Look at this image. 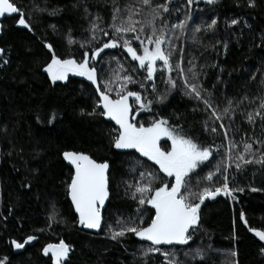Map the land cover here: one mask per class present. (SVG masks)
<instances>
[{"label": "trees", "instance_id": "16d2710c", "mask_svg": "<svg viewBox=\"0 0 264 264\" xmlns=\"http://www.w3.org/2000/svg\"><path fill=\"white\" fill-rule=\"evenodd\" d=\"M14 2L25 12L31 29L18 25V16L2 21L0 47L7 64L0 67V261L53 264L43 249L64 240L71 249L64 264H168L169 260L176 264H264V241L252 231L264 230V162H256L264 160V109L260 108L264 101V0H254V6L248 0H152V8L166 2L169 8L154 26L157 35L163 29L162 48L171 53L173 70L157 62L150 81L147 69L132 60L122 43L103 49L89 62L97 70L101 91L110 82V95L117 98V76H130L133 82H125L126 90L139 92L145 104L152 102L141 109L129 97L133 114L139 109L134 123L149 125L163 118L168 127L210 149L209 159L189 174L187 191L214 190L227 175L232 195L206 197L188 243L165 247L131 232L116 239L112 233L123 227H146L151 221L155 210L139 203L138 181L149 183L147 174L151 173L153 190L174 181L137 150L114 147L118 128L100 114L103 110L91 81L70 73L66 80L53 83L44 71L53 52L79 62L85 52L91 54L113 38L109 25L114 0ZM138 2L115 0L121 15H126V6ZM150 13V8L142 6L140 15L134 17L144 23L141 39L152 32ZM97 16L100 19L94 21ZM213 19L216 24L209 28ZM233 19L238 21L234 25ZM180 21H184L183 28L172 27ZM93 22L108 35L96 30L93 39ZM134 35L127 33L124 38L141 54ZM169 76L174 87L168 83ZM190 84L197 86L201 98L188 94ZM213 109L221 119L212 117ZM161 143L168 145L169 140ZM245 144L251 145L250 152H245ZM67 150L109 163L110 197L99 233L85 231L78 224L68 200L72 169L62 160ZM241 154L252 162L238 161ZM209 172L215 173L211 182L203 179ZM194 202L199 201L194 198ZM29 236L35 237L32 244L25 243ZM13 241L24 247L16 248ZM166 252L171 254L167 258Z\"/></svg>", "mask_w": 264, "mask_h": 264}, {"label": "snow or ice", "instance_id": "6c2138e0", "mask_svg": "<svg viewBox=\"0 0 264 264\" xmlns=\"http://www.w3.org/2000/svg\"><path fill=\"white\" fill-rule=\"evenodd\" d=\"M214 0H208V3H213ZM250 6H254V0H248ZM191 3V0H189ZM147 7L151 9L150 19L148 24L152 27L151 34L147 35L145 39H141L140 32L144 31L143 21L136 20L134 17L140 15L141 8ZM39 11L38 5H33ZM87 11V9H86ZM169 8L167 2L164 4H158L155 8H152V0H139L138 4L133 6H126V15H121V9L116 5L115 0L113 2V23L109 25L113 29L112 36L107 43L102 47L94 49L91 54L85 52L83 59L77 61L74 57L60 58L54 52L52 53L51 61L46 64L44 71L48 74L51 81H64L68 78L69 73H75L79 76L86 77L94 85H97V91L99 92L98 106H101L103 111L100 113L105 117H109L114 120L119 126L118 134L114 137V147L116 149H135L143 156L155 161L159 165L160 170L168 177H174V182L169 186L163 184L160 187L152 189L151 180L152 174L148 173L149 183L137 182L135 192L140 193L139 203L141 205H151L155 210V215L151 217V223L147 227H123L119 231L112 233V238L125 235L126 232L134 233L136 236L151 241L153 245L158 244H187L191 239L189 230L197 225L199 220V209L205 198H214L218 194L223 193L226 196L232 195V190L229 188L227 175L223 178V184L221 187H216L214 190L209 187H204L198 193L187 191V182L189 180V174L193 173L204 161H207L211 156V151L208 147H202L195 143L192 139L180 134L176 128L168 127V121L161 118L154 120L147 127L144 124L139 126L133 122V118L130 117L131 106L128 103L129 97H134L137 104L141 109L148 108L151 105V101L147 104L143 102V98L139 92H128L125 87V82H133L130 76H117L120 80V87L115 89L116 99H113L110 93L113 91L109 87L110 82H105L104 90H100L98 84L97 70L95 67H89V61L95 60L98 54L106 48H116L122 43V46L126 49L127 53L131 56L132 60L138 61L141 68L147 69V77L149 81L152 80L154 73L156 72V61H163V67L169 72L173 70V66L170 62L171 53H165L162 45L165 42V36L163 29L160 34H156L155 20L158 16H161L163 12H168ZM18 14L19 19L17 23L25 28L31 29L29 20L26 19L25 12L19 8L14 0H0V16L5 14ZM54 14V13H53ZM100 18L94 17V21H98ZM238 21L233 19L231 24H236ZM216 24V20L213 19L208 27H212ZM139 26V29H138ZM173 28L184 27V21H180L178 25H173ZM91 30L93 31L92 38L95 39V31L99 30L103 35L107 36L108 33L103 29H98L96 22L91 23ZM199 30V29H197ZM135 33L132 39L139 41L140 48H142V54H138L137 49L132 47L130 39L124 38V34ZM147 44L154 45L149 48ZM69 42L73 41L71 38ZM49 50L52 49L51 44L45 45ZM3 50L0 49V52ZM123 66L121 65V68ZM180 74L183 75V68L179 63L176 65ZM168 83L173 87L175 81L168 78ZM185 80V84H187ZM143 87V84H141ZM190 91L189 95L195 94L196 98H201V93L195 84L188 85ZM155 90V86H153ZM204 104L211 108L209 101L204 100ZM261 109H264V101L261 102ZM139 111V109H138ZM228 111V109H225ZM261 112H257L256 115H261ZM212 117L219 120L221 117L213 109L211 113ZM249 121L254 119L252 113L248 115ZM221 128L223 125L221 124ZM215 131V128L212 129ZM161 137H167L171 140V149L164 151L160 148L158 141ZM245 152L251 151V145H244ZM64 158L71 163L74 167V173L71 176V182L68 184V195L71 198V202L75 207V211L79 214L78 222L80 225L89 228L97 229L101 226V207L105 204V200L109 195L108 192V179L107 170L109 164L107 161L98 163L92 159L91 156L83 152H64ZM238 161L242 163L252 162L246 160L244 154L237 156ZM258 163L264 162V160L256 161ZM237 168L241 167V163L236 164ZM217 172L220 168H217ZM226 172L227 169L225 168ZM144 173H141V177H144ZM215 177L214 172H209L203 179L211 182ZM199 183V181H197ZM242 191V189H240ZM194 198L199 202H194ZM243 219V214H241ZM119 223V222H118ZM255 235L264 241V230L252 229ZM35 237L29 236L25 243L32 241ZM16 248L24 247V244L16 241L12 242ZM70 246L65 243L64 240H60L59 243L47 244L43 251L47 255L51 253V259L53 264H64L65 258L68 256ZM147 251L158 252V248H149ZM264 252V249H261ZM170 253H164L167 258ZM3 264V261H0ZM168 264H176V261L169 260Z\"/></svg>", "mask_w": 264, "mask_h": 264}, {"label": "water", "instance_id": "95a60500", "mask_svg": "<svg viewBox=\"0 0 264 264\" xmlns=\"http://www.w3.org/2000/svg\"><path fill=\"white\" fill-rule=\"evenodd\" d=\"M12 16H18V19H19V15L18 14H5L4 16H0V36L2 35V21H3V19H5V18H7V17H12ZM18 21V20H17ZM18 24V23H17ZM19 25V24H18ZM0 49H2L1 47H0ZM3 50V49H2ZM2 55H3V51L2 52H0V59H1V57H2ZM92 63V62H91ZM94 87H95V90H96V92H97V97H98V99H99V92L97 91V85H94ZM113 98V97H112ZM113 99H116V98H113ZM128 103L130 104V106H131V109H130V117H132L133 116V107H132V105H131V102L128 100ZM101 107V106H100ZM101 109H102V107H101ZM103 110V109H102ZM105 117V116H104ZM108 121H110V122H112L118 129H119V126L115 123V121L114 120H112V119H110L109 117H105ZM64 152H66V151H64ZM64 152H62V160H63V162L67 165V166H69L71 169H72V174L74 173V167L71 165V163L69 162V161H67L65 158H64V156H63V153ZM67 152H76V151H73V150H67ZM84 153V152H83ZM85 154H87V153H85ZM87 155H89V154H87ZM90 156V155H89ZM92 158V157H91ZM93 159V158H92ZM95 160V159H94ZM98 162V161H97ZM98 163H103V162H98ZM109 164V163H108ZM108 174H109V168H108V170H107V179H108ZM70 182H71V179H70ZM69 182V183H70ZM108 192H109V181H108ZM67 196H68V200H69V202L71 203V205H72V208H73V210H74V213H75V215H76V217H77V220L79 219V214L75 211V207H74V205L72 204V202H71V198H70V196L68 195V190H67ZM109 197H110V193H109V195H108V197L106 198V200H105V204L101 207V226L99 227V228H97V229H89V228H86V227H84V226H82V225H80L79 224V222H78V224L85 230V231H88V232H91V233H99L100 231H101V228H102V225H103V211H104V209H105V207H106V204H107V202H108V200H109ZM155 215V211H154V214H153V216ZM149 223H151V221L149 222ZM147 227V226H146ZM192 229V228H191ZM191 229L189 230V233H190V231H191ZM188 233V234H189ZM35 239H33L32 241H29L28 243L29 244H32V242L34 241ZM147 242L148 243H150V244H152V242L151 241H148L147 240ZM177 243H173V244H158L157 246H159V247H165V246H171V245H176ZM50 255H51V253H50ZM68 255H69V253H68ZM67 260V257L65 258V260L64 261H66Z\"/></svg>", "mask_w": 264, "mask_h": 264}, {"label": "rangeland", "instance_id": "374dc122", "mask_svg": "<svg viewBox=\"0 0 264 264\" xmlns=\"http://www.w3.org/2000/svg\"><path fill=\"white\" fill-rule=\"evenodd\" d=\"M146 46L149 47V48L154 47V45H151V44H146ZM141 54H142V53H141ZM89 62H90V61H89ZM157 62H158V63H163V61L157 60V61H156V65H157ZM156 65H155V66H156ZM89 67H92V66L89 65ZM69 74H70V73H69ZM69 74H68V75H69ZM137 112H139V111L134 112V114H133V118L136 117ZM136 125L139 126L140 124L137 123ZM144 126L147 127L148 125H144ZM163 139H167V140H169V144H168V145H165V144L162 145L161 140H163ZM158 144H159L160 148H161L162 150H164V151H168V150L171 149V140L168 139L167 137H161L160 140L158 141ZM165 146H167V147H165ZM158 167H159V166H158ZM159 169H160V168H159ZM170 178L174 181V177H170Z\"/></svg>", "mask_w": 264, "mask_h": 264}, {"label": "built area", "instance_id": "2783aa9c", "mask_svg": "<svg viewBox=\"0 0 264 264\" xmlns=\"http://www.w3.org/2000/svg\"><path fill=\"white\" fill-rule=\"evenodd\" d=\"M4 53V51H3ZM4 64H7V58L6 56L4 57V55H2L1 59H0V67L3 66Z\"/></svg>", "mask_w": 264, "mask_h": 264}, {"label": "flooded vegetation", "instance_id": "af4514ba", "mask_svg": "<svg viewBox=\"0 0 264 264\" xmlns=\"http://www.w3.org/2000/svg\"><path fill=\"white\" fill-rule=\"evenodd\" d=\"M132 118H133V116H132Z\"/></svg>", "mask_w": 264, "mask_h": 264}]
</instances>
